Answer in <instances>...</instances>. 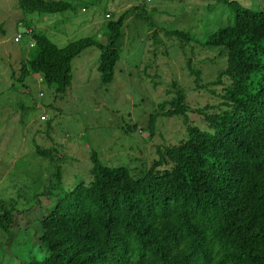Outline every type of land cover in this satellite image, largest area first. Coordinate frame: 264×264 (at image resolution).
Returning <instances> with one entry per match:
<instances>
[{"label": "trees", "instance_id": "16d2710c", "mask_svg": "<svg viewBox=\"0 0 264 264\" xmlns=\"http://www.w3.org/2000/svg\"><path fill=\"white\" fill-rule=\"evenodd\" d=\"M18 7L23 15L75 9L65 0H19ZM124 16L107 25L106 44L85 38L58 48L27 27L18 43L25 37L32 53L21 63L18 81L36 75L65 93L72 60L94 46L100 80L110 83ZM172 33L190 40L185 32ZM200 46L217 48L225 59L215 80L202 86L201 71L187 61L194 83L214 98L196 111L202 125L189 120V90L173 84L171 98L155 107L148 127L161 116L182 119L177 143L157 147L147 165L132 168L105 166L92 152L89 181L65 190L58 170L54 186L37 193L34 204L46 212L30 237L43 255L23 264H264V7L237 5L234 22ZM55 153L53 146H37L39 156L53 159L60 155ZM14 213H0L5 234Z\"/></svg>", "mask_w": 264, "mask_h": 264}, {"label": "rangeland", "instance_id": "374dc122", "mask_svg": "<svg viewBox=\"0 0 264 264\" xmlns=\"http://www.w3.org/2000/svg\"><path fill=\"white\" fill-rule=\"evenodd\" d=\"M65 1L75 9L23 15L19 0H0V213L15 210L9 234L0 229V264L42 257L30 237L46 212L34 204L37 193L54 186L58 170L60 188L65 190L89 181L92 152L105 166L132 168L147 165L157 147L183 137L185 125L177 117L161 116L153 128L148 127L155 107L171 98L173 84L189 90V120L202 125L196 111L214 103V98L194 83L188 59L201 71L199 86L214 81L225 66L223 53L200 44L234 22L237 5L264 7V0ZM123 14L119 60L110 83L100 80V52L94 46L72 60L71 84L65 93L57 92L55 84L40 82L36 75L18 81L21 63L32 53L25 37L16 41L27 27L45 33L58 48L85 38L106 44L107 25ZM173 31L185 32L190 40ZM41 116L47 121H40ZM46 128L48 136L43 133ZM37 146L47 150L53 146L60 155L39 156Z\"/></svg>", "mask_w": 264, "mask_h": 264}, {"label": "built area", "instance_id": "2783aa9c", "mask_svg": "<svg viewBox=\"0 0 264 264\" xmlns=\"http://www.w3.org/2000/svg\"><path fill=\"white\" fill-rule=\"evenodd\" d=\"M108 17V16H107ZM19 38H20V36H17L16 37V41L18 42V40H19ZM45 119V117H41V120H44Z\"/></svg>", "mask_w": 264, "mask_h": 264}, {"label": "clouds", "instance_id": "9594fccd", "mask_svg": "<svg viewBox=\"0 0 264 264\" xmlns=\"http://www.w3.org/2000/svg\"><path fill=\"white\" fill-rule=\"evenodd\" d=\"M84 9V8H83ZM83 9H82V11H83ZM109 16V15H108Z\"/></svg>", "mask_w": 264, "mask_h": 264}, {"label": "crops", "instance_id": "0c3cea01", "mask_svg": "<svg viewBox=\"0 0 264 264\" xmlns=\"http://www.w3.org/2000/svg\"><path fill=\"white\" fill-rule=\"evenodd\" d=\"M83 9V8H82Z\"/></svg>", "mask_w": 264, "mask_h": 264}]
</instances>
